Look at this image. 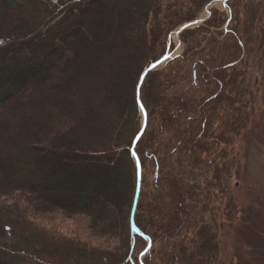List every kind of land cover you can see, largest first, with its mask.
I'll list each match as a JSON object with an SVG mask.
<instances>
[{
    "label": "trees",
    "instance_id": "trees-1",
    "mask_svg": "<svg viewBox=\"0 0 264 264\" xmlns=\"http://www.w3.org/2000/svg\"><path fill=\"white\" fill-rule=\"evenodd\" d=\"M211 1L0 0V264L217 263L208 176L226 147L210 151V139L246 124L236 95L248 84L231 83L251 45L264 55V0H228L229 12L185 29L183 53L148 72L138 93L144 71L174 49L172 32ZM139 170L141 234L131 222ZM56 211L89 215L107 247L30 216ZM251 223L236 264H264V221Z\"/></svg>",
    "mask_w": 264,
    "mask_h": 264
},
{
    "label": "rangeland",
    "instance_id": "rangeland-1",
    "mask_svg": "<svg viewBox=\"0 0 264 264\" xmlns=\"http://www.w3.org/2000/svg\"><path fill=\"white\" fill-rule=\"evenodd\" d=\"M107 1L109 5L115 3L120 8L122 7L123 0ZM227 1L224 4L223 1L212 0L206 5L197 19L209 18L215 9L221 12H229ZM203 22L200 24H203ZM259 27H264V24L259 22L256 25L255 31H257V34L261 32L258 30ZM223 28L224 25L220 27V30ZM176 30L171 34V40L174 41L171 59L184 51V44L180 40V35L175 34ZM257 49H259L257 43L248 48L247 60L244 61L245 64L243 63L242 66L243 78L241 79L240 77L234 80L236 83H231L232 85L235 84L236 87H242L243 81L245 85L248 84L247 87L243 86L239 89L237 91L238 95H236L238 100L243 96V103L247 101L245 109L242 111L243 114L247 115L246 124L239 127L236 132L232 131L231 128H227L225 139L213 141L210 139V142H212L210 151H212L215 144L216 146L226 147V151L220 152L219 150L216 153L213 158V169H211L208 176L209 185L212 187L213 195L216 196L214 203L219 208V216L217 217L219 223L214 225L220 247L216 264H236L237 258L235 255H238L239 251L241 254L247 255L246 225H251V222L255 220L264 221V55L258 54ZM165 65L166 63L157 69ZM239 107L238 103V109ZM238 109L236 112L234 111V116L239 115L240 110L238 111ZM217 167H222L221 169L227 172L226 184L218 177L215 171ZM217 198H219L218 201ZM229 204L237 207V213L233 221L227 220V215L224 214L228 212ZM46 215L39 217L40 215L30 214L35 222L44 227V229L64 236L78 238L83 243L87 242L91 245L107 247L105 238L101 236L92 237L93 227L91 226L89 215H69L64 211H56L51 215ZM239 217L243 220L240 221ZM208 223L210 224L211 222ZM210 225L212 226V224ZM187 253L191 256L195 255V252L191 250H187ZM200 257H192L193 264H196L197 259ZM259 264L263 263L260 262Z\"/></svg>",
    "mask_w": 264,
    "mask_h": 264
},
{
    "label": "water",
    "instance_id": "water-1",
    "mask_svg": "<svg viewBox=\"0 0 264 264\" xmlns=\"http://www.w3.org/2000/svg\"><path fill=\"white\" fill-rule=\"evenodd\" d=\"M216 1H223L224 4H226V1L227 0H216ZM206 18H200V19H196L194 21H191V22H187L185 24H183L182 26H180L176 31H175V34L176 35H180L185 29H188V28H191L193 26H196L200 23H202ZM187 25V27H186ZM172 58V53L170 50H168V52L162 57L160 58L159 60H157L156 62L152 63L145 71L144 73L142 74L141 78H140V81H139V85H138V93L140 94V89H141V86L144 82V79L146 77V75L148 74V72L150 71H153L157 68H159L161 65L167 63L170 59ZM140 108H141V112H142V122H143V126H142V130L140 132V134L138 135L137 139H136V142L138 141V139L140 138V136L142 135V132L144 131L145 127H146V121H147V112L145 110V108L143 107L142 104H140ZM135 142V143H136ZM134 150V148H133ZM135 154V158H136V161L139 165V168H140V161H139V158L138 156ZM141 186H142V176H141V170H139V177H138V186H137V192H136V197H135V203H134V206H133V211H132V216H131V222H132V225H133V229L136 233H140L141 232L136 228L135 226V222H134V217H135V213H136V210H137V204H138V201H139V198H140V192H141ZM151 242H149L150 244ZM150 246V245H149ZM149 250V248L146 250V252Z\"/></svg>",
    "mask_w": 264,
    "mask_h": 264
},
{
    "label": "snow or ice",
    "instance_id": "snow-or-ice-1",
    "mask_svg": "<svg viewBox=\"0 0 264 264\" xmlns=\"http://www.w3.org/2000/svg\"><path fill=\"white\" fill-rule=\"evenodd\" d=\"M186 27H187V25H186Z\"/></svg>",
    "mask_w": 264,
    "mask_h": 264
}]
</instances>
